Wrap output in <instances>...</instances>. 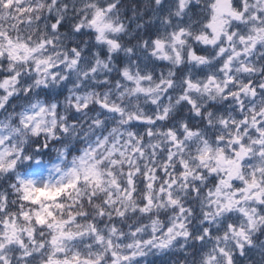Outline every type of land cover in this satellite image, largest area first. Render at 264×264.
<instances>
[{
    "label": "clouds",
    "instance_id": "9594fccd",
    "mask_svg": "<svg viewBox=\"0 0 264 264\" xmlns=\"http://www.w3.org/2000/svg\"><path fill=\"white\" fill-rule=\"evenodd\" d=\"M0 264H264V0H0Z\"/></svg>",
    "mask_w": 264,
    "mask_h": 264
}]
</instances>
